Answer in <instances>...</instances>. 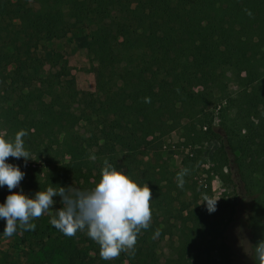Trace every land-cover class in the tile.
<instances>
[{
    "label": "trees",
    "instance_id": "16d2710c",
    "mask_svg": "<svg viewBox=\"0 0 264 264\" xmlns=\"http://www.w3.org/2000/svg\"><path fill=\"white\" fill-rule=\"evenodd\" d=\"M68 21L89 30L94 92L79 89L68 58L50 48ZM229 80L239 87L229 101L235 117L218 127L210 109ZM183 123L219 141L231 218L246 225L252 263L261 264L255 245L264 240V0H0V124L9 141L26 133L29 154L46 162L43 176L26 173L25 193L67 187L74 178L89 182L105 162L139 172L135 147ZM197 204L168 264H200L203 243L225 238L216 213ZM140 234L116 264H154L157 246ZM0 264H13L1 250Z\"/></svg>",
    "mask_w": 264,
    "mask_h": 264
},
{
    "label": "rangeland",
    "instance_id": "374dc122",
    "mask_svg": "<svg viewBox=\"0 0 264 264\" xmlns=\"http://www.w3.org/2000/svg\"><path fill=\"white\" fill-rule=\"evenodd\" d=\"M61 36L50 44V48L63 54L69 60L72 72L76 77L79 89L94 92L96 87L97 64L87 58V41L89 30L81 29L73 22L60 24ZM49 56V53L46 54ZM230 76V75H229ZM239 87L229 80L228 89L216 96V101L210 109L214 123L218 127L229 126L235 117V109L229 101ZM49 98L42 99L47 106ZM202 130L201 134L197 132ZM206 128H198L195 132L186 123L175 130L162 129L154 142L147 146H136L139 172L128 173L134 181L141 185L148 184L153 194L150 201L152 218L147 230H141L140 235L147 234V240L157 246L158 258L154 264H168L177 258L179 246V230L181 223L195 203L203 204L204 198L218 200L214 225L225 230L224 240L216 239L203 243L200 264H253L250 232L246 225H240L232 220L231 205L234 202L232 187L225 182L222 170L218 168L216 153L220 147L217 139L206 138L203 134ZM5 131L0 124V137ZM198 135V136H197ZM151 140V139H150ZM27 150V148H25ZM28 151V150H27ZM28 160L12 158L10 162L19 166L21 171L36 172L41 176L46 170L44 159H38L29 154ZM187 169L183 177V187H178L177 174ZM100 177L97 173L89 182L80 178L71 180L69 186L82 191L95 187ZM26 175L17 189H26ZM10 193L7 186L0 188V203ZM62 207L59 202L48 214L33 221L35 229L31 231L18 230L11 237L0 234V250L7 252L13 264H103L100 247L91 240L85 231H78L73 236H66L55 229L49 220L56 209ZM219 208V209H218ZM4 223L0 221V232ZM223 241L229 247L226 253ZM99 254H97V252ZM200 254V252H199ZM119 257L110 260L117 263ZM189 256H187V259ZM195 260H191L193 264ZM122 264H127L126 261Z\"/></svg>",
    "mask_w": 264,
    "mask_h": 264
},
{
    "label": "clouds",
    "instance_id": "9594fccd",
    "mask_svg": "<svg viewBox=\"0 0 264 264\" xmlns=\"http://www.w3.org/2000/svg\"><path fill=\"white\" fill-rule=\"evenodd\" d=\"M24 135V132L18 133L13 141L0 137V188L7 186L10 193L0 203V221L4 223L0 234L11 237L18 230H34L33 221L50 213L59 202L62 207L56 209L49 223L66 236L86 230L87 236L99 245L102 259L110 261L134 249L138 235L149 228L152 218L153 194L148 184L141 185L105 162L99 182L88 191L51 184L34 194H27L22 188L13 192L26 173L7 159L28 160ZM187 172L184 169L177 174L178 187H183ZM217 201L204 198L203 204L209 214L217 211ZM255 256L264 264V240L255 245Z\"/></svg>",
    "mask_w": 264,
    "mask_h": 264
}]
</instances>
